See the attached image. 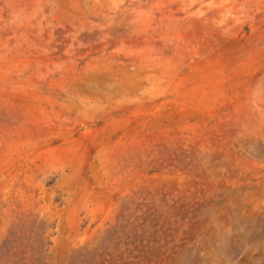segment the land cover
<instances>
[{"label": "rangeland", "instance_id": "obj_1", "mask_svg": "<svg viewBox=\"0 0 264 264\" xmlns=\"http://www.w3.org/2000/svg\"><path fill=\"white\" fill-rule=\"evenodd\" d=\"M0 264H264V0H0Z\"/></svg>", "mask_w": 264, "mask_h": 264}]
</instances>
